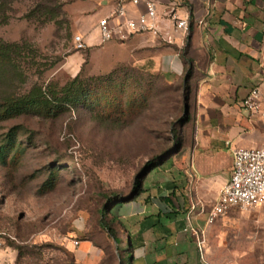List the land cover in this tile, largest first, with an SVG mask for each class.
<instances>
[{
    "label": "rangeland",
    "instance_id": "374dc122",
    "mask_svg": "<svg viewBox=\"0 0 264 264\" xmlns=\"http://www.w3.org/2000/svg\"><path fill=\"white\" fill-rule=\"evenodd\" d=\"M58 1L64 16L57 24L28 20L26 15L35 2L19 0L11 5L8 24L0 26V39H25L42 56L37 60L42 66L30 72L25 90L34 83L50 81L63 86L77 74L87 78L110 69V52L80 51L74 45L76 35L95 27L103 0ZM127 69L133 75L130 66ZM150 74L147 81L152 83L143 84L151 86V95L157 96H150L148 108L139 116L116 120L104 113L98 115L100 107L58 119L23 116L0 123V145L7 142L13 128L17 129L7 162L0 161V264H82L76 255L79 245L88 237L97 245L105 241L106 236L98 231L101 209L130 196L135 178L144 175L149 161L163 166L146 178L145 193L151 188L150 181H176L182 169L177 161L192 128H183L180 123L185 106L177 91L179 85L157 78L160 73L146 75ZM131 95L134 99L135 94ZM261 117L264 129V110ZM145 193L119 208L114 206L112 214L128 210L132 203L142 206L148 200ZM205 234L206 263L264 264V207L234 209L209 225ZM122 242L121 248L115 242L113 247L107 246L109 255L114 253L107 264H121L124 254L129 253L134 264H139V239L138 247L127 253L119 252L125 237ZM101 250L104 254L97 264L106 254Z\"/></svg>",
    "mask_w": 264,
    "mask_h": 264
},
{
    "label": "crops",
    "instance_id": "0c3cea01",
    "mask_svg": "<svg viewBox=\"0 0 264 264\" xmlns=\"http://www.w3.org/2000/svg\"><path fill=\"white\" fill-rule=\"evenodd\" d=\"M121 1L127 15L134 18L146 12L147 2H154L160 34L134 35L103 45L98 21L113 13ZM102 2L95 27L80 34L90 52L105 49L111 53L109 70L127 64L160 73L169 85H181L192 69L188 83L193 126L177 161L182 169L176 181H150L145 193L148 200L142 206L132 203L128 210L117 212L126 233L121 239L125 237L126 246L129 233L134 236L144 224L159 219L160 227L143 233L139 264H208L199 245L203 243V250L209 211L231 179L233 149L264 148L263 118L242 105L258 87L264 110V0ZM172 16L188 21V30L177 29ZM170 212L177 213L174 220ZM103 254L90 241L82 242L76 251L82 264H97Z\"/></svg>",
    "mask_w": 264,
    "mask_h": 264
},
{
    "label": "trees",
    "instance_id": "16d2710c",
    "mask_svg": "<svg viewBox=\"0 0 264 264\" xmlns=\"http://www.w3.org/2000/svg\"><path fill=\"white\" fill-rule=\"evenodd\" d=\"M17 1L19 0H0V26L8 24L11 5ZM33 1L35 5L26 15L28 20L40 19L43 22H55L57 24L60 22L59 19L64 16L62 13L63 5L58 0ZM41 58L37 47L25 39L18 42H7L0 39V123L23 116L38 117L44 120L58 119L79 110L90 109V111H94L100 107L102 108H100L101 112L97 111L98 115L104 113L108 117L121 120L130 116H139L148 108L150 96L151 98L157 96L151 95L153 91L151 86L143 84L152 83L147 81V78L151 77L152 74L146 75L145 70L127 64L116 66L107 73L87 78L77 74L63 86L50 81L47 84L34 83L25 90L29 84L30 72L42 66L37 62ZM129 66L133 75H129L127 72ZM191 74L192 69L187 71L183 83L178 86L179 89L177 90L181 93V99L185 106V114L180 120L183 128L188 125L191 128L193 126L191 92L188 83ZM157 78L162 81L166 80L161 74H158ZM129 83H136V85L132 87ZM132 92L135 94L134 99H131ZM106 106L111 108L107 109ZM186 108H188L187 111ZM16 134L17 129L13 128L8 135L7 142L0 145V161L3 163L7 162L8 154L15 144ZM162 166L163 163L149 161L144 170L146 177L143 175L135 178L130 196L118 198L115 204L101 209L98 231L106 236L104 243L97 245L95 239L85 237L86 241H90L100 249L105 250L104 261L101 264L111 263V257L114 258L113 252L109 255L107 246L111 248L115 242L121 248V244H123L121 235L125 227L120 218L112 214V208L135 200L144 194L146 178L159 172ZM149 169L150 172L147 174ZM168 186L170 187V184ZM109 198L107 196L105 199L108 200ZM114 199L112 198L111 201ZM176 214V212L171 213L170 219L174 220ZM160 225V221L157 219L144 224L136 235L133 236L129 233L127 245L119 249V252L127 253L138 246H143L144 231L160 227ZM137 239H139L138 246L136 244ZM107 255L108 257H106ZM129 257L131 260L128 259ZM132 260L131 253L124 254L121 264H133Z\"/></svg>",
    "mask_w": 264,
    "mask_h": 264
},
{
    "label": "built area",
    "instance_id": "2783aa9c",
    "mask_svg": "<svg viewBox=\"0 0 264 264\" xmlns=\"http://www.w3.org/2000/svg\"><path fill=\"white\" fill-rule=\"evenodd\" d=\"M141 0H130L137 5ZM175 26L179 30H188V21L172 16ZM201 23V21H200ZM264 31V22L262 23ZM101 42L114 40L126 41L129 37L140 34L158 36L157 7L154 2L146 3V12L138 17H129L124 7V1L118 3L113 13L98 21ZM77 50L87 48L82 34L74 37ZM262 92L254 87L244 99L243 108L252 115L263 116ZM234 164L230 181L220 191L219 201L210 209L207 224L214 222L234 209L252 210L264 207V148L235 147L233 149ZM78 245L79 242H75ZM202 250L203 243H200Z\"/></svg>",
    "mask_w": 264,
    "mask_h": 264
},
{
    "label": "water",
    "instance_id": "95a60500",
    "mask_svg": "<svg viewBox=\"0 0 264 264\" xmlns=\"http://www.w3.org/2000/svg\"><path fill=\"white\" fill-rule=\"evenodd\" d=\"M188 110V108H186V111Z\"/></svg>",
    "mask_w": 264,
    "mask_h": 264
}]
</instances>
